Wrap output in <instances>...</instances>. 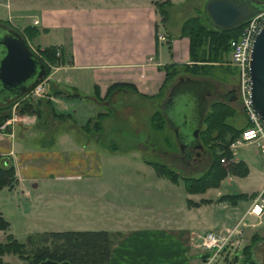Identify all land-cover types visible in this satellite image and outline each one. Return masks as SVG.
Here are the masks:
<instances>
[{"label": "crops", "instance_id": "1", "mask_svg": "<svg viewBox=\"0 0 264 264\" xmlns=\"http://www.w3.org/2000/svg\"><path fill=\"white\" fill-rule=\"evenodd\" d=\"M154 1L156 0H48V4L40 12L34 11L36 8H18L10 15L18 18L22 27L13 23L10 16L1 21L9 20L14 27L21 30L27 24L39 27L40 34L30 40L34 48L54 44L63 49L67 61L52 66L51 73L47 76L48 96L58 112L70 113V118L65 120L74 119L73 127L76 126L82 131L83 125L97 115V105L101 103L111 108L114 100L125 99L129 94L158 100V97L153 98L151 95L159 91L165 79V73L159 66L170 62L189 61V39L181 34V24L189 16H185L187 11L195 7L191 8L188 0H167L171 5L164 23ZM179 9L182 12H178ZM23 18L28 21L23 22ZM34 19L38 22L35 23ZM157 32L164 33L166 39L159 40ZM47 34L51 38L45 40L43 36ZM38 38L45 42H38ZM113 82L126 85L116 87L108 97L107 89ZM52 85L65 87L68 93L79 91L83 96H71L66 92L53 95ZM96 85L100 88L98 95L94 92ZM170 87L168 88V83L165 85L168 91ZM110 116L111 113L106 117ZM80 118H84L83 121ZM69 131L67 125H62V128L49 137L48 143L41 139L39 144L30 143L29 146L26 141L31 142L33 137L39 139L42 133L36 122L33 126L28 122H19L14 127L6 122L0 128V154L11 155L16 167L18 182L13 189H20L26 197L25 203H18L19 211L26 212L27 202L29 205L45 202V207H49L47 219L44 216L45 224L38 220L40 225L34 227L36 230L107 229L119 233L111 251V264H194L195 256L200 262L203 256L192 244V232L231 228L242 218V221L247 222L242 226L243 235L246 229H252V235L260 236L253 249V256L257 262L264 264V222H259L257 218L247 214L243 216L250 201L261 190L264 170L258 172L259 178L255 182L257 187L236 191L243 192L246 196L235 203L219 199L220 195L229 193L225 192L226 187L221 186L223 183L232 184L231 173L221 180L214 195L208 193L197 197L201 193L188 192L184 195L182 206L176 204V200L158 203L157 196L151 195L148 187H161V191H164L165 182L169 184L172 192L181 191V184L158 175L152 163L148 162L150 160L145 157L144 152L155 153L161 145H158L156 139L149 140L152 135L147 131L108 133L106 137L109 140L106 144L113 151L108 152L111 155H121L115 153L119 145L136 149L129 155L142 154L139 161L128 164V170L133 176L131 178L129 175L131 180L128 184L137 187L136 192L142 191L141 193L150 196L148 200L141 198L140 202L129 198V203L118 205L115 200L103 199L101 194H106L100 193L105 177V159L101 151L102 131L85 129L84 134L80 131V134H75L78 141L71 135L74 133ZM58 133H61L60 145L53 146L52 140ZM156 137L153 135V138ZM120 138H131V141L122 142ZM237 144L240 143L235 146ZM231 150L233 152V147ZM257 153L259 154L258 151ZM111 155L107 156L108 160L117 159ZM232 159L240 158L233 156ZM243 160L248 165V174L234 176L245 179L249 176L250 164L246 159ZM33 163L42 168L43 176L33 172ZM81 179H87L89 184H94V180H97V188L89 192L78 190L83 199L80 203L78 200H70V187L64 185ZM26 181L32 183L33 189L25 184ZM47 187H50L48 192L45 189ZM211 189L217 187H210L206 191L211 192ZM47 194L51 195V200ZM201 198L208 200L200 201ZM103 201L114 202L121 207L116 210L117 213L107 215L120 213L128 218V225L102 224V216L107 217L103 215L106 213L105 209L111 208L102 206ZM168 207H172L175 213L170 214ZM0 209L3 210L1 207ZM179 209L183 210L182 219L176 216ZM29 210L28 214L41 217L42 215L36 213H43L44 209L37 206ZM204 211H210V217L206 220L203 216L202 221L201 215ZM237 239L243 238L239 236Z\"/></svg>", "mask_w": 264, "mask_h": 264}, {"label": "rangeland", "instance_id": "2", "mask_svg": "<svg viewBox=\"0 0 264 264\" xmlns=\"http://www.w3.org/2000/svg\"><path fill=\"white\" fill-rule=\"evenodd\" d=\"M188 1H189V5L192 6L191 8L193 7L195 8L189 9L185 16L201 14V11L203 10V6H204L203 0H188ZM46 4H48V0H0V21L8 19V17L11 14H14L15 10H17L18 8H23L26 10L36 8L34 11L40 12V9L43 6H46ZM178 12H182V11L179 9ZM10 17L13 23H16L18 26L22 27L18 18H15L12 16ZM25 20L28 21L27 19L23 18V22H25ZM205 21L207 23H210L208 19L206 18V16H205ZM43 37H45V40H48V38L49 39L51 38V35L47 34V35H44ZM37 40L38 42H45L41 38H38ZM229 57H230V51H229V54H224V59L220 61L219 63H216L215 67L210 69L211 73H208V74L201 73V74L192 75L187 72H184L185 74H182V73L177 74L172 80L168 82V88L178 79L179 75H183V76L189 75L190 77H195V78H200V79L205 78L213 82L215 84V90L212 91L210 95H207V102H208L207 108L215 100L226 101L229 104V106H231L234 109L233 114L227 118L228 122L235 127H241L246 122H248L249 119H248V116H247V113H246V110H245V107L242 101V96L240 93V80L238 76V70L234 65H231L229 68H227V66H224L227 64L229 65L228 63ZM230 88H235V93L237 95V98L234 100L225 99L221 95L222 93L227 92L228 89ZM59 89L60 88L53 86L51 88V92L53 93V95L55 94L62 95L64 92L62 93L57 92ZM46 91L47 92L45 94L40 96L42 98H39L37 96L32 97V95L30 96L27 95L29 97L22 96V97L15 99L14 103L11 106V111H12L11 116L12 117L7 119L8 124L14 127L19 122H28V124L33 126L34 123L36 122V126L40 125V130L42 132L40 134L41 136L39 137V139L35 137L31 138L30 139L31 142L26 141V144H28L29 146H30V143H33L35 145L39 144L41 139L44 140L43 142L48 143L50 139L49 137L53 136V134L55 133L57 129L62 128V125L63 126L67 125L68 128L70 129L69 132L74 133L71 135H73L75 140H77L75 137V134L76 135L77 133L80 134L81 130L76 126L73 127L74 119H68V121H66L65 119L57 117L58 114L62 115V114H65V112H58L53 106V103L51 101L49 102L50 99L48 96V91H49L48 84H47ZM167 93H168V90L166 88L164 92L162 93L161 97H158V100L145 99L135 94H129L126 96L125 99L120 98V99L114 100L113 106L111 108H108L106 105H103V103L97 105L98 112L107 111L109 113L108 115H110L111 113L110 117L103 118L102 123L104 127L101 130L103 134L101 138V151L103 152L104 159H105L104 160L105 177L102 180L103 186L100 191V193L106 194V195L101 194V197L103 199L109 198L110 200H115L114 202L118 205H124L126 204V202L129 203V198L136 199L138 202L141 201V198L142 200L144 199L148 200L150 198V196L141 193L142 191L136 192L137 187H132L131 185L128 184V182L131 180L129 178V175L131 176L130 174L131 171L128 170L129 168L128 164H131L132 162H136L137 160L139 161L140 157H142V154L138 153L134 155H129L133 151H136V149H130L126 145L125 146L119 145L118 151H116L115 153L121 154V155L119 156L111 155V153H108V152L112 151V149L109 148V146H107L106 144L107 141L109 140L106 137L108 133H117V132L130 133V132L139 131V130L147 131V133H150L152 135L151 138H149V140L156 139L158 141V145L159 144L161 145V148L160 147L157 148V151L155 153L143 151L145 153V157H147L151 161H159V162L168 164L171 168L176 170L179 174L197 176L201 172H203L207 168V166L212 162L213 153H212L210 146H211V143L215 142V140H212L207 145H204L202 143L203 147L200 150V152L197 155L193 154L192 156H190V158H183V156L180 154L181 153V151L179 150L180 143L177 139L175 127H172L168 123V121H166L165 125H162L160 123V118L157 116V112H156L158 109H162L161 105L165 101L167 97ZM39 99H42V103L37 105L36 102H38ZM183 99H184V96L181 95V98L178 99V103L176 104V109L181 107V102L183 101ZM27 102L34 103L35 105H33L31 108H24V105H27ZM22 109H24L26 112L22 111ZM176 109L170 110L173 121L175 125H177V128L179 130H184V133L187 134V138H190L192 136L191 127L185 126L182 124V120L178 118L177 115L175 114ZM38 110H41L43 112L42 116H37L36 113H38ZM69 115L70 113L66 115L67 118H70ZM83 119L84 118H80L79 120L83 121ZM62 120H65V121L63 122ZM249 123L251 124L250 121ZM159 125H162V127H160ZM45 132H46V135L44 136ZM81 133L84 134L85 129H83ZM60 134L61 133L55 134V138L54 140H52L51 145L53 146H56V144L57 146L60 145V137H59ZM153 135H156L157 137L153 138ZM119 140L122 142L131 141V138H120ZM135 141L136 140L134 139L133 142ZM256 147H257L256 143L252 141L251 142L246 141V142L237 144L236 146L233 147L234 149L233 156H236L237 158H240V159H246L249 162L250 173H249V176L245 179L239 178L237 176L235 177L233 174L232 184L223 183L221 186V188L226 187L225 192L236 193V191H240L242 189L250 190L251 188L258 186V184L255 182L256 180L258 181V178H259L258 172L261 173L264 170V152H260L258 154ZM110 155L112 157H116L117 159L108 160L107 156H110ZM135 155H138V156L134 157ZM222 162L223 164H226L227 160L225 159ZM32 166H33L32 167L33 172L35 174H39L43 176L42 168L37 167L35 163H33ZM109 169H112V170H109ZM248 172H249V169H248ZM131 178H133V176H131ZM86 180L81 179V180L69 183L67 185H64V187H70L69 189L70 200H78L81 203L83 199H82V195L78 192V190H87L89 192L97 188L96 186L97 180H94V184H89L86 182ZM17 182L18 181L15 180V182H13V185L3 187L0 189V207L3 209L2 211L3 213H5L4 214L5 217L11 222V225L8 229L0 230V243L8 241V234L13 233L14 236L18 240H20L21 242L23 241L26 244L27 249H31V246L33 245V243H30L31 241L30 236L31 235L35 236L38 233H42L46 231V230L38 231L34 227L40 225L39 221L45 224L44 221L48 217L47 210L49 209V207H45V202L44 203L39 202V205H35L34 203L29 205V202H27L26 210H25L26 212L25 213L20 212L19 211L20 207L18 206V203L20 201L25 203L26 197L20 189L18 191L13 189L16 186ZM25 184L29 185L30 189H33V186H31L32 185L31 182L26 181ZM164 185H163L164 191H161L163 190V189H160L161 187L158 189L157 187L156 188L148 187V190L151 192V195L157 196L156 200L158 201V203L160 202L170 203L171 201L174 200L175 202L176 200V204H179V206H182L184 204V199H185L184 195L188 193L184 189L183 185L181 184L180 186L181 191H177V192L175 191V193L171 191V187L169 186V184H165L164 182ZM218 187L217 189H211V192L209 190L208 192L206 191L201 194L197 193L199 194L197 197L207 195L208 193H210L211 195H214V193H216V191L218 190ZM48 188L50 187L45 188L47 192H48ZM57 188L61 189L60 187H57ZM64 190L66 189L64 188ZM131 190L133 191L131 192ZM191 194H194V193H191ZM47 196H48V199L51 200V195L47 194ZM114 202L103 201L101 203L102 206L106 205V206L111 207V208H108L110 210L105 209L106 213H104L103 215L107 217L102 216L101 218L102 224H107L110 226L114 224L128 225V222L126 220L128 218L124 217L122 214L119 213L117 215L110 216V214L112 213L114 214V212L117 213L116 210L121 208L117 206ZM37 206H39V208L42 207V209H44L43 213H36L37 215H42L41 217L28 214L30 211L29 210L30 208L32 207L36 208ZM168 208H169L170 214L175 213V210H173L172 207H168ZM163 209L166 210L165 207H163ZM182 211L183 210L179 209L176 215L180 219L183 218ZM107 213H110V214L107 215ZM165 214L166 212L164 213V215ZM202 214H203L201 215L202 221L204 220V217L206 220L209 219L210 211H204ZM193 215L195 216V213H193ZM44 216L46 217V219ZM120 227H123V226H120ZM252 233H253L252 229H246L244 235L241 236V238L243 239H240V240L237 239V241L229 249H227L225 253H223V254H226V257L223 258V256H221L218 259V262L222 264H234V263L241 264V262H243L242 258L244 256L243 250H242L243 245L251 241L250 236L252 235ZM255 245H257V243ZM1 258L3 262L8 263V264H28V261L26 259L21 258V256L18 253H14V252H6L3 255H1ZM194 264H202V262H200L198 258L195 256Z\"/></svg>", "mask_w": 264, "mask_h": 264}, {"label": "trees", "instance_id": "3", "mask_svg": "<svg viewBox=\"0 0 264 264\" xmlns=\"http://www.w3.org/2000/svg\"><path fill=\"white\" fill-rule=\"evenodd\" d=\"M257 1L261 5H264V0ZM154 2L161 15V21L166 23L171 2L167 0H156ZM4 22L13 26L9 20ZM243 25L244 23L229 29L217 28L205 21L204 10L201 11V14L190 15L185 18L181 24V34L188 36L189 39V61L181 63L170 62L160 65L159 67L163 69L165 73V79L159 91L155 95H151V97H160L165 90V85L177 74H185L184 72L192 75L211 73L210 69L215 67L216 63L224 59V54H229L231 48L230 41L232 38L238 36ZM19 30L28 43L41 32L39 27L32 24H27L22 30ZM31 47L37 51L46 64V74L44 77H47L51 73L53 65L67 61L66 54L59 45L50 44L44 48ZM224 66L229 68L231 65L227 64ZM125 85L126 84L122 82L111 83L107 89L108 97L116 87ZM58 88L60 89L57 92L62 93L67 91L65 87ZM94 92L97 95L100 93L98 85L95 86ZM68 95L83 96L81 92L75 90L74 93H68ZM19 97L13 98L5 103L0 102V128L6 123L7 119L12 117L11 106L14 100ZM41 103L42 99L36 102L37 105ZM33 105L35 104L27 102L24 108H31ZM22 111L25 110L22 109ZM233 111L234 109L224 100H215L206 109L202 119L203 124L199 130L198 136L204 145H207L212 140H215V142L211 143L210 146L213 153V160L199 175L189 176L179 174L176 170L163 162L151 160L148 162L152 163L158 175L174 183L182 184L184 189L189 193H203L210 187H218L221 180L228 173L238 176L246 175L249 169L248 165L243 159H232L233 152L230 149V143L245 127L249 126L250 123L248 121L241 127L231 125L227 118L233 114ZM156 112L157 116L160 118V123L165 125L166 119L163 112L160 109ZM36 114L37 116H42L43 112L38 110ZM67 114L68 113L62 115L58 114L57 117L66 119ZM108 114L107 111H99L95 117L90 118L88 122L83 125V129H95L101 132L104 127L102 123L103 118ZM162 125L159 126L162 127ZM221 158H225L227 163L223 164ZM15 180H17V176L13 157L11 155L0 154V189L5 186L13 185ZM245 196L243 192L227 193L221 195L219 199H226L231 203H235L238 199H242ZM207 200L206 198L200 199V201ZM193 204H196V202L193 201ZM10 225L11 222L4 216L0 209V230H6ZM118 236L119 233L111 232L107 229L46 230L35 236L31 235L30 243H33V245L31 249H27L23 241L21 242L13 233H10L8 234V241L0 243V264H8L3 262L1 258V255L6 252L18 253L21 258L28 261V264H39L45 259H54L57 261L69 260L73 264H111V251ZM259 238L260 236L258 234H254L250 238L251 241L243 246V264H260L253 256V249ZM205 255H203V258Z\"/></svg>", "mask_w": 264, "mask_h": 264}, {"label": "water", "instance_id": "4", "mask_svg": "<svg viewBox=\"0 0 264 264\" xmlns=\"http://www.w3.org/2000/svg\"><path fill=\"white\" fill-rule=\"evenodd\" d=\"M263 7L257 0H205L204 16L210 24L220 29L234 28L250 20ZM46 74V64L40 55L32 49L22 32L6 23L0 22V102L5 103L23 95L33 85L43 79ZM179 83L190 84L194 87L208 85L209 90L201 91L197 95L193 87L186 88L177 98L174 97V85L167 99L161 105L166 121L175 127L180 150L188 152L189 147L197 148L198 152L203 145L198 133L202 125L203 115L207 109V95L215 90V84L207 79L179 75ZM191 88V89H190ZM229 93H232L230 95ZM184 96L181 107L176 109L178 99ZM225 99L237 98L235 88L228 89L221 94ZM249 98L253 109L260 116L264 124V24L257 31L250 53L249 60ZM167 101L172 104L166 105ZM167 106V107H166ZM176 109L175 114L182 120V124L191 127L192 136L187 138L184 130L175 125L170 110ZM39 264H73L69 260L57 261L54 259L42 260ZM84 264V263H80Z\"/></svg>", "mask_w": 264, "mask_h": 264}, {"label": "built area", "instance_id": "5", "mask_svg": "<svg viewBox=\"0 0 264 264\" xmlns=\"http://www.w3.org/2000/svg\"><path fill=\"white\" fill-rule=\"evenodd\" d=\"M34 22L37 23L38 20L34 19ZM263 24L264 6L252 16L250 20L244 23L238 36L231 39L230 57L228 61L230 65H234L238 70L240 93L248 119L251 122V124L245 127L230 143V148L234 147L236 143L252 141L256 143L259 153L264 152V124L260 116L253 109L249 98V60L254 37ZM157 38L163 40L166 39V36L164 33L157 32ZM46 89L47 81L44 79L31 87L28 91V95L40 97L45 93ZM224 160L225 158H221V161ZM245 214L257 218L259 222H264V183L259 193L255 195L248 204L243 216ZM246 224L247 222L242 221L241 218L234 223L231 228L192 232L191 240L193 246L198 249L201 256L206 254L204 258L201 257L202 264H222L218 262V259L221 256H223V258L226 257V254L223 253L237 241V237L243 235L242 226Z\"/></svg>", "mask_w": 264, "mask_h": 264}, {"label": "flooded vegetation", "instance_id": "6", "mask_svg": "<svg viewBox=\"0 0 264 264\" xmlns=\"http://www.w3.org/2000/svg\"><path fill=\"white\" fill-rule=\"evenodd\" d=\"M178 77H179V76H178ZM203 79H204V78H203ZM176 83H177V85H176V87L174 88V85H175ZM187 86H189V87H191V88L194 87L193 85H190V84H187V83H186V84H181V82L179 83V80L177 79V80L172 84V86L170 87V89H169V91H168V93H167V97H168L169 92L172 91L173 88H174V95H173V98H174V97L177 98V97H178L183 91L186 90V88H189V87H187ZM172 87H173V88H172ZM191 88H190V89H191ZM194 88H195V89L197 88L195 91H196V93H197L198 96H200V92H201V91L204 92V91L210 89V87H209L208 85H205V84H202L201 86H197V87L195 86ZM171 89H172V90H171ZM225 93H227V92H225ZM229 94L232 95V93H229ZM167 97H166V99H167ZM166 99H165V100H166ZM166 103H167V104H166L167 106L170 105V104H172L171 101H167ZM162 105H163V103H162ZM167 106H166V107H167ZM179 150H180V149H179ZM188 150H189V151L186 152V153H184L183 151L180 150V151H181L180 154L183 156V158H190V156H192L193 154H194V155H197V153H196V152L198 151L197 148L189 147ZM199 152H200V151H199ZM199 152H198V153H199Z\"/></svg>", "mask_w": 264, "mask_h": 264}]
</instances>
